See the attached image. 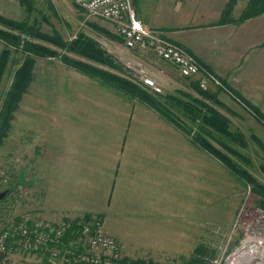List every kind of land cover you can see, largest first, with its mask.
Listing matches in <instances>:
<instances>
[{"label": "crops", "instance_id": "obj_1", "mask_svg": "<svg viewBox=\"0 0 264 264\" xmlns=\"http://www.w3.org/2000/svg\"><path fill=\"white\" fill-rule=\"evenodd\" d=\"M4 2L20 7L17 0ZM131 2L144 25L183 46L264 113V14L237 24H220L227 0ZM119 40V49L134 56ZM144 59L152 63L159 82L183 77L168 62L148 55ZM73 74L80 80L69 87L65 113H51L65 124L55 126L49 147L41 154L39 182L44 198L37 208L54 222L80 214L101 216V229L121 238V233L161 232L155 227L164 225V218L168 225L171 217L179 219L178 203L186 200V170L192 183L196 166L200 169L201 148L148 105L102 82Z\"/></svg>", "mask_w": 264, "mask_h": 264}, {"label": "rangeland", "instance_id": "obj_2", "mask_svg": "<svg viewBox=\"0 0 264 264\" xmlns=\"http://www.w3.org/2000/svg\"><path fill=\"white\" fill-rule=\"evenodd\" d=\"M1 1L0 14L5 13V16L18 21L26 20L28 24L37 26L44 33H57L67 40L74 38L78 31H82L114 54L122 65L133 60L131 52L126 53L119 49L122 46L114 24L107 20L87 19L75 0H32L34 10L29 15L20 5L19 8L6 6L4 0ZM246 2L247 0H236L232 17L239 16ZM40 44L59 54L33 56L12 49L6 57L0 77L1 113L17 70L24 66L28 59L32 61L30 79L24 88L20 87L22 91L18 95V100L11 103L8 127L0 139V193H4L0 198V232L25 212L41 213L37 207L42 204L44 193H41L44 186L42 187L39 182L43 175L39 162L41 154L44 149H48L55 134V126L62 128L65 124L64 120H57V116H51V113H65L64 101L69 93V87L76 79L80 80L73 72L84 76L86 80L102 82L98 77L89 76L67 65L60 56L63 52L54 45L47 42ZM1 50L0 43V52ZM132 53L138 55L137 52ZM63 54H67L69 58L84 60L73 52ZM95 65L120 74L132 82L122 69L117 71L98 63ZM192 80L177 76L172 82L165 83L160 79L162 92L158 94L182 90L199 99L200 97L191 89ZM175 83L176 85H173ZM105 86L114 88L107 84ZM227 95L229 96L228 93ZM227 95L226 98L217 96L222 106L213 103L212 105L229 119L231 129L240 131L245 137L246 150H240L250 156L252 161L250 172L257 181L264 184V173L259 168V165L264 163V153L254 140L257 138L264 143V125ZM4 113L6 114V111ZM184 120L185 124L189 125V121ZM201 152L200 169L198 170L196 166L195 176L192 173V183L189 181L190 171L186 170V200L178 203L179 219L171 217L168 225L164 218L162 220L164 225L155 227L162 230L158 231L159 233H121V238L118 234L104 231L120 244L122 260L141 258L155 264H186L183 258H188L197 244L208 246L214 251V256H219L232 249L238 240L242 239L246 230V233H252L251 230L261 231L262 233H254L264 235V211L256 205L257 196L252 193L251 185H244L210 153L203 149ZM83 215L86 214L79 216ZM148 229H151V226ZM0 264H51V262L49 257L34 252L11 250L6 253Z\"/></svg>", "mask_w": 264, "mask_h": 264}, {"label": "trees", "instance_id": "obj_3", "mask_svg": "<svg viewBox=\"0 0 264 264\" xmlns=\"http://www.w3.org/2000/svg\"><path fill=\"white\" fill-rule=\"evenodd\" d=\"M18 2L24 8L27 15L33 12L32 0H18ZM235 2L236 0H228L226 2L218 23L230 22L237 24L246 19L264 14V0H247L239 16L233 18L231 13ZM41 42L50 43L63 53L73 52L75 55L82 57L84 60L69 58L67 54L63 53L60 54L67 65L89 76L98 77L103 84L119 89L131 98L140 100L157 111L165 120L183 131L191 143L216 157L244 185H251L252 193L257 196L256 205L264 211V184L257 181L250 172V168L252 167L250 156L240 150H246L247 141L240 131L231 129L229 119L220 113L212 103L222 106L217 96L220 91L227 90L243 107L250 110L256 121L262 125H264V113L245 101L224 80L221 79L222 87H217L216 90H210V88L202 90L198 87L197 81L192 80L191 89L200 97L199 99L182 90H177L175 93L153 94L152 92H147L148 90L142 86L128 81L120 74L96 66L95 64L98 63L117 71L123 70L122 63L114 54L110 53L98 41L87 36L84 32L78 31L74 38L67 40L60 37L57 33H44L37 26L28 24L26 20L18 21L2 14H0V43L2 44L0 52V77L6 57L12 49L23 51L33 56H57L59 54L48 48V46L41 45ZM31 63L32 61L28 59L26 64L17 70L15 80L7 94L0 113V139L5 135L8 127L10 105L12 102L18 100V95L22 91L20 87L23 86L24 88L30 79ZM4 111H6V114ZM184 119L189 121V125L185 124ZM254 140L260 146L262 153H264V143H261L257 138ZM259 168L264 173V163H261ZM93 217L100 222L101 216L83 215L84 220ZM79 221L80 219L74 218L72 227L76 228ZM70 235L71 232L68 231L65 236L66 239ZM34 253L48 258L46 250ZM5 256L6 252H0V261ZM213 256L214 251L212 249L204 244H197L192 249L189 257L183 258V262L186 264H209V260ZM121 264L155 263H150L141 258L135 260L125 258Z\"/></svg>", "mask_w": 264, "mask_h": 264}, {"label": "built area", "instance_id": "obj_4", "mask_svg": "<svg viewBox=\"0 0 264 264\" xmlns=\"http://www.w3.org/2000/svg\"><path fill=\"white\" fill-rule=\"evenodd\" d=\"M75 3L87 19L112 22L124 48L138 53L123 64L125 76L135 84L152 93L162 92L161 83L152 73V63L144 59L148 55L174 65L181 76L193 78L202 90L222 87L221 79L195 55L144 25L131 0H75ZM76 218L80 221L73 228L74 218L54 222L39 212H25L0 232V252L46 250L51 264H119L122 251L118 241L101 229L95 217ZM68 231L71 235L66 239ZM251 231H244L232 249L212 257L209 264H264V235Z\"/></svg>", "mask_w": 264, "mask_h": 264}, {"label": "water", "instance_id": "obj_5", "mask_svg": "<svg viewBox=\"0 0 264 264\" xmlns=\"http://www.w3.org/2000/svg\"><path fill=\"white\" fill-rule=\"evenodd\" d=\"M4 193H0V198L3 196Z\"/></svg>", "mask_w": 264, "mask_h": 264}]
</instances>
